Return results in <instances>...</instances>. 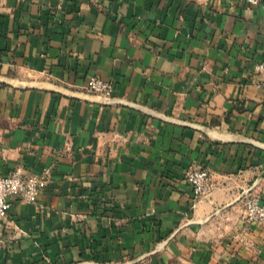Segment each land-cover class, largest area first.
<instances>
[{"label": "crops", "instance_id": "1", "mask_svg": "<svg viewBox=\"0 0 264 264\" xmlns=\"http://www.w3.org/2000/svg\"><path fill=\"white\" fill-rule=\"evenodd\" d=\"M261 61L264 0H0V175L47 174L0 264H264L245 197L204 222L264 171Z\"/></svg>", "mask_w": 264, "mask_h": 264}, {"label": "built area", "instance_id": "2", "mask_svg": "<svg viewBox=\"0 0 264 264\" xmlns=\"http://www.w3.org/2000/svg\"><path fill=\"white\" fill-rule=\"evenodd\" d=\"M232 2L233 0H222ZM257 5L260 0H239ZM255 72L261 78L264 88V61L255 64ZM85 89L94 94L109 98L112 96L113 83L100 76H90ZM186 179L192 186L194 199L199 200L211 194L213 184L211 172L207 167L194 166L186 173ZM47 185V174L26 173L22 168H17L7 175H0V229H3L5 220L9 216L11 199L18 198L28 204H36L41 193ZM244 220L247 223H264V202L259 194L249 193L244 198Z\"/></svg>", "mask_w": 264, "mask_h": 264}, {"label": "water", "instance_id": "3", "mask_svg": "<svg viewBox=\"0 0 264 264\" xmlns=\"http://www.w3.org/2000/svg\"><path fill=\"white\" fill-rule=\"evenodd\" d=\"M213 136L216 137V138H220V139H224V138H228L225 134H221L219 132H213ZM264 177V171L258 176L257 180L254 182V185L247 189V190H244L233 202L229 203V204H226L224 205L223 207H221L220 209H218L216 212H214L211 216H209L205 221L209 220L211 217L217 215L219 212H221L222 210H224L225 208L235 204L236 202L242 200L246 195H248L249 193L252 192L254 186Z\"/></svg>", "mask_w": 264, "mask_h": 264}]
</instances>
